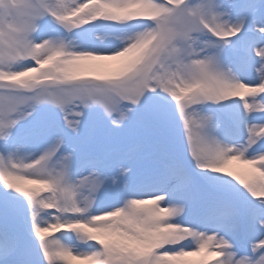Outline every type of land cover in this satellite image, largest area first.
I'll list each match as a JSON object with an SVG mask.
<instances>
[{
  "label": "snow or ice",
  "instance_id": "snow-or-ice-1",
  "mask_svg": "<svg viewBox=\"0 0 264 264\" xmlns=\"http://www.w3.org/2000/svg\"><path fill=\"white\" fill-rule=\"evenodd\" d=\"M0 264H264V0H0Z\"/></svg>",
  "mask_w": 264,
  "mask_h": 264
},
{
  "label": "bare ground",
  "instance_id": "bare-ground-1",
  "mask_svg": "<svg viewBox=\"0 0 264 264\" xmlns=\"http://www.w3.org/2000/svg\"><path fill=\"white\" fill-rule=\"evenodd\" d=\"M234 167H236L238 170L242 171V172H246V166L240 165V164H235ZM215 257H209V260H214Z\"/></svg>",
  "mask_w": 264,
  "mask_h": 264
}]
</instances>
